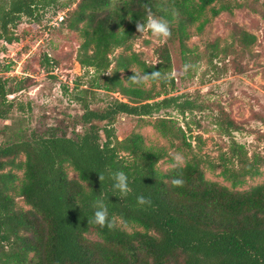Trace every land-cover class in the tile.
<instances>
[{
  "label": "trees",
  "instance_id": "trees-1",
  "mask_svg": "<svg viewBox=\"0 0 264 264\" xmlns=\"http://www.w3.org/2000/svg\"><path fill=\"white\" fill-rule=\"evenodd\" d=\"M215 2L80 0L73 11L61 7L69 15L60 24L78 33L76 61L89 79L87 87L79 81L70 93L80 112L68 115L67 122L63 119L64 128L18 129L0 141V264H264V183L243 188L248 177L261 173L258 160H251L232 137L240 126L217 107L225 121L216 124L231 144L229 155L222 154L215 165L193 150L188 131L178 121L155 118L170 110L186 116L208 108L189 94L171 95L176 78L170 76L174 66L169 44L178 42L183 57L193 54L214 72L215 62L234 65L253 52L257 36L237 25L227 37L209 41L208 55L188 46L192 28L202 35L213 18L228 11L212 7ZM57 4L0 0V41L18 42L15 30L24 18L39 21L42 10ZM148 9L166 20L172 33L155 49L157 61L152 63L132 50L140 35L136 23L147 22ZM260 13L264 17V9ZM54 64L44 54L39 68L48 71L57 67ZM9 68L2 71L0 62V73ZM133 70L159 71L169 78L141 87L127 79ZM32 80L0 76V121L8 120L16 107V97H10L22 94ZM99 91L107 98L100 107ZM121 113L152 126L164 138L176 139L177 150L193 151L186 167L161 170L159 164L173 163V156L165 147L148 145L136 129L119 139L115 123ZM206 165L220 169L230 186L208 179ZM116 171L128 176L132 192L125 198L112 187L110 176ZM174 177L185 181L183 187L172 185ZM141 194L150 197L151 206L137 204ZM97 200L115 220L114 230L88 223Z\"/></svg>",
  "mask_w": 264,
  "mask_h": 264
},
{
  "label": "rangeland",
  "instance_id": "rangeland-1",
  "mask_svg": "<svg viewBox=\"0 0 264 264\" xmlns=\"http://www.w3.org/2000/svg\"><path fill=\"white\" fill-rule=\"evenodd\" d=\"M79 1L58 0L57 6L45 8L40 12L39 21L23 19L15 30L18 42L9 45L0 41V48L5 47V50L0 52L2 71L10 67L8 73L1 72L0 76L9 79H25L29 76L33 79L31 86L22 94L10 97H16V107L8 120L0 121V141L8 139L18 129L30 132L52 125L64 128L62 120L66 119L67 122L68 115L75 116L80 112V105L72 102L69 95L77 82L82 81L81 85L87 87L85 85L89 79L76 61L81 39L78 33L69 31L60 24L62 18H66ZM63 5L69 12L61 8ZM212 7H226L228 11L223 10L218 17L213 18L202 35L198 34L195 27L192 28L193 34L188 46L196 49V54L204 51L208 55L211 52L209 41L227 37L234 25H237L257 36L258 42L253 52L240 58L234 65L228 61L215 62L217 71L214 72L205 61L195 59L193 54L183 57L178 42L169 44L173 72L176 73V89L170 91L171 95L189 94L197 97L199 101H205L208 108L186 116L170 110L156 115L155 118L170 116L178 121V124L188 131L193 150L217 165L219 157L229 153L231 144V138L223 134L216 124L217 121H225L217 108L223 107L241 128L234 131L232 137L244 146L251 160L259 162L261 174L247 178L243 188L248 189L264 183V17L260 13L264 9V0H217ZM208 12L212 17V12ZM163 43L165 41L152 37L149 31L133 42L132 50L141 53L146 61L152 63L157 61L155 49ZM121 51L118 50L116 55ZM44 54L50 56L57 65L56 68L49 67L48 71L39 68V61ZM185 65L193 67L185 73ZM52 76L54 78H51ZM146 87H151V84ZM98 94L100 102L97 106H104L103 99H107L105 92L99 91ZM115 97L122 98L119 94ZM115 126L119 139L136 129L146 137L148 145L165 147L171 156L180 153L187 160L193 155V151L188 149L177 150L173 147V144L178 142L176 139L164 138L152 126H142L137 119L122 116L117 119ZM171 164L164 160L159 164V168L166 171L171 168ZM205 170L208 179L230 186L220 175V169L213 170L206 165ZM69 172L71 177L76 178L71 169ZM18 203L28 208L22 199H18Z\"/></svg>",
  "mask_w": 264,
  "mask_h": 264
},
{
  "label": "clouds",
  "instance_id": "clouds-1",
  "mask_svg": "<svg viewBox=\"0 0 264 264\" xmlns=\"http://www.w3.org/2000/svg\"><path fill=\"white\" fill-rule=\"evenodd\" d=\"M151 32L152 37L160 40V41H166L171 38V29L169 26V23L162 19V18H156L152 13L151 10L148 9V16H147V22L136 23V32L140 35L138 37H142L146 32ZM192 65H185L184 66V72L187 73L190 68H192ZM132 75L128 76L127 79L131 83L137 85V86H147L149 82L157 81L159 82L161 79L167 80L169 76H161V73L159 71L151 72V73H142L137 70H133ZM176 73L172 72L170 76H175ZM121 116H124L125 114L121 113ZM173 169H183L186 167V160L185 157L180 154L176 153L173 155V163L170 165ZM105 179V177L101 174L99 175V180L102 182ZM110 179L112 180V187L114 190L118 191L121 198L127 197L131 192L132 189L129 186V180L128 176L123 171H116L111 174ZM172 185L174 187H183L185 181L180 177H174L171 181ZM136 202L140 206H151V199L150 197H145L143 194L138 195L136 197ZM94 216L91 220H88V223H95L96 225H99L101 228L107 227L109 230H114L116 228L115 220L109 219V212L107 206L104 204L102 200H97L93 204Z\"/></svg>",
  "mask_w": 264,
  "mask_h": 264
},
{
  "label": "water",
  "instance_id": "water-1",
  "mask_svg": "<svg viewBox=\"0 0 264 264\" xmlns=\"http://www.w3.org/2000/svg\"><path fill=\"white\" fill-rule=\"evenodd\" d=\"M189 139H190V137H189Z\"/></svg>",
  "mask_w": 264,
  "mask_h": 264
}]
</instances>
